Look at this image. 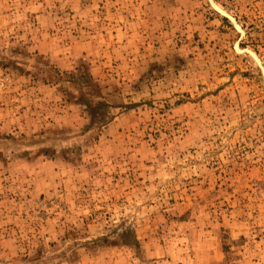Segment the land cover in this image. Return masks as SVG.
I'll list each match as a JSON object with an SVG mask.
<instances>
[{
	"label": "rangeland",
	"instance_id": "374dc122",
	"mask_svg": "<svg viewBox=\"0 0 264 264\" xmlns=\"http://www.w3.org/2000/svg\"><path fill=\"white\" fill-rule=\"evenodd\" d=\"M0 264H264V0H0Z\"/></svg>",
	"mask_w": 264,
	"mask_h": 264
},
{
	"label": "trees",
	"instance_id": "16d2710c",
	"mask_svg": "<svg viewBox=\"0 0 264 264\" xmlns=\"http://www.w3.org/2000/svg\"><path fill=\"white\" fill-rule=\"evenodd\" d=\"M85 104L89 107V103L88 102H85Z\"/></svg>",
	"mask_w": 264,
	"mask_h": 264
}]
</instances>
